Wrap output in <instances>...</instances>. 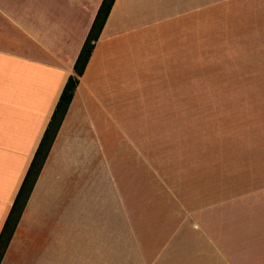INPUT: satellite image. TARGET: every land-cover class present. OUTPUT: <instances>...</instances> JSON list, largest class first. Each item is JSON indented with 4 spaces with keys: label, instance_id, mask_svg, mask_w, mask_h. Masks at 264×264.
Masks as SVG:
<instances>
[{
    "label": "crops",
    "instance_id": "0c3cea01",
    "mask_svg": "<svg viewBox=\"0 0 264 264\" xmlns=\"http://www.w3.org/2000/svg\"><path fill=\"white\" fill-rule=\"evenodd\" d=\"M231 1L115 0L0 264L130 257L132 147L180 112L181 29H237ZM101 2L0 0V234Z\"/></svg>",
    "mask_w": 264,
    "mask_h": 264
},
{
    "label": "rangeland",
    "instance_id": "374dc122",
    "mask_svg": "<svg viewBox=\"0 0 264 264\" xmlns=\"http://www.w3.org/2000/svg\"><path fill=\"white\" fill-rule=\"evenodd\" d=\"M228 11L237 29H181L176 97L156 100L180 112L148 114L132 147L117 264H264V0Z\"/></svg>",
    "mask_w": 264,
    "mask_h": 264
},
{
    "label": "trees",
    "instance_id": "16d2710c",
    "mask_svg": "<svg viewBox=\"0 0 264 264\" xmlns=\"http://www.w3.org/2000/svg\"><path fill=\"white\" fill-rule=\"evenodd\" d=\"M115 0H102L96 13L93 23L81 47L78 57L73 66V74L70 75L63 87L56 107L53 111L48 126L34 154L33 160L28 168L25 178L13 202L9 215L5 221L0 234V262L4 252L13 236L19 219L23 213L27 200L31 194L34 184L39 176L43 164L48 156L53 141L65 117L67 109L71 103L79 80L83 75L89 62L95 43L99 39L101 31L106 23L111 8Z\"/></svg>",
    "mask_w": 264,
    "mask_h": 264
}]
</instances>
